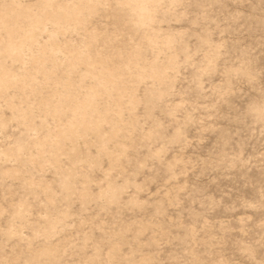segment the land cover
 I'll list each match as a JSON object with an SVG mask.
<instances>
[{
    "label": "rangeland",
    "instance_id": "374dc122",
    "mask_svg": "<svg viewBox=\"0 0 264 264\" xmlns=\"http://www.w3.org/2000/svg\"><path fill=\"white\" fill-rule=\"evenodd\" d=\"M45 2L0 0L8 27L42 20L12 53L0 25V264L264 258V0H152L151 23ZM105 67L119 80L68 129Z\"/></svg>",
    "mask_w": 264,
    "mask_h": 264
},
{
    "label": "bare ground",
    "instance_id": "6f19581e",
    "mask_svg": "<svg viewBox=\"0 0 264 264\" xmlns=\"http://www.w3.org/2000/svg\"><path fill=\"white\" fill-rule=\"evenodd\" d=\"M86 1V0H85ZM121 1V0H120ZM134 2L133 3H143V4H147V2L148 1H152V0H133ZM155 1V0H154ZM160 1V0H159ZM50 2H52V0H46V2L45 3H50ZM90 2H91V0H90ZM96 2V1H95ZM127 2V1H126ZM128 2H130V1H128ZM66 3V2H65ZM79 3V2H78ZM81 3H82V1H81ZM132 3V2H131ZM158 3V2H157ZM89 4V3H88ZM87 4V5H88ZM100 4V3H99ZM151 4H152V2H151ZM14 5V4H13ZM92 5V4H91ZM67 6V5H66ZM86 6V5H85ZM93 6V5H92ZM104 6V5H103ZM12 7H14V6H12ZM89 7V6H88ZM87 7V8H88ZM11 8V7H10ZM58 8V7H57ZM69 8V7H68ZM7 9H9V8H7ZM67 9V8H66ZM5 10H6V8H5ZM4 9H3V12L5 11ZM60 10V9H59ZM83 11V10H82ZM88 11V10H87ZM136 12L137 13H135L136 15H138V17L142 20V21H149L150 22V20L152 21V16H151V12L149 11V10H140V9H137L136 10ZM10 13V12H9ZM11 13H16L17 15H21L23 12H17L15 9H12V11H11ZM64 13V12H63ZM4 15H6V14H2V16L0 15V25L1 26H3L4 27V29L7 31V34H8V43H7V46H6V51L9 53V52H18L20 49H21V47H22V45L24 44V42L26 41V40H28V39H31L32 37H33V32H34V30L36 29V28H39V26H40V24H41V22H42V20H40V19H38L37 18V20H35L33 23L31 22V23H29L27 26H26V29H22L21 27H16V26H12V27H8V26H6V21H7V18H8V15L7 16H4ZM128 15H130V13H128ZM66 16V15H65ZM64 17V16H63ZM78 18V17H77ZM79 19V18H78ZM137 19V18H136ZM80 20V19H79ZM79 20H78V23H80L79 22ZM138 21V20H137ZM47 22V21H46ZM10 23V22H9ZM151 23V22H150ZM50 24V23H49ZM81 24V23H80ZM63 25V24H62ZM52 26V25H51ZM60 26H61V24H60ZM59 26V27H60ZM20 31H23L24 32V35L22 36L23 38H20L19 40H15L14 39V33H16V32H20ZM145 32V31H144ZM92 39V38H91ZM90 40V39H89ZM29 43V42H28ZM68 44V43H67ZM87 45H88V43H87ZM86 45V46H87ZM170 45V44H169ZM137 49V48H136ZM25 50V49H24ZM27 50V49H26ZM74 50V49H73ZM78 51V50H77ZM40 52V51H39ZM53 52V51H52ZM77 53V52H76ZM83 53V52H82ZM101 53V52H100ZM99 53V54H100ZM14 54V53H13ZM17 54V53H16ZM137 54V53H136ZM8 55H10V54H8ZM75 55H78V54H75ZM81 54H79V56H80ZM106 55V54H105ZM104 55V56H105ZM126 55V54H125ZM12 56V55H11ZM15 56V55H14ZM83 56V55H82ZM101 56V55H100ZM103 56V55H102ZM133 56H134V54H133ZM31 57V56H30ZM126 57V56H125ZM137 57V56H136ZM135 57V58H136ZM8 58V57H7ZM33 58H35V57H33ZM10 59V58H9ZM104 59V58H103ZM37 60V59H36ZM41 60V59H40ZM39 60V61H40ZM74 60V59H73ZM83 60V59H82ZM102 60V59H101ZM175 60V59H174ZM42 61V60H41ZM126 61H127V59H126ZM135 61V60H134ZM18 62H20V61H18ZM31 62H33V61H31ZM75 62V61H74ZM90 63V62H89ZM88 63V64H89ZM102 63V62H101ZM128 63H130V61H128ZM2 64V63H1ZM33 64V63H32ZM86 64V63H85ZM101 65V64H100ZM107 65V64H106ZM136 65V64H135ZM31 66V65H30ZM70 66H71V64H70ZM91 66V65H90ZM88 67V68H91V67ZM98 66V65H97ZM86 67H87V65H86ZM101 67V66H100ZM137 67V66H136ZM142 67V66H141ZM33 68V67H32ZM95 68V67H94ZM126 68L127 69H130V67L127 65L126 66ZM133 69V68H132ZM86 70V69H85ZM89 71V70H88ZM92 71H93V69H92ZM91 71V72H92ZM96 71V70H95ZM91 72L89 71L88 73L89 74H91ZM98 72V74L97 75H94V78L97 80L96 82H97V86L95 85V89L92 91V92H90L88 95H87V97H86V100H84L83 101V103H80V104H74V105H70L69 103L67 104V106L70 108V110H71V112H72V116H73V122H68L69 124H68V126H67V128L68 129H70V130H72L73 129V127L75 128V129H77L76 127L77 126H82L83 124H84V116H85V110H86V108L87 107H91L92 106V104H93V101H94V99H95V97H96V91H97V89L98 88H103V89H105L106 90V88H107V86L108 85H115L116 83H117V81L119 80V78H118V76L112 71V70H109V69H106V67H105V69H102L101 68V70H99V71H97ZM139 72V71H138ZM146 73V71H145V69L144 68H141L140 69V72L139 73H137V76H141L142 74H145ZM148 73H150L151 75H154V76H156V77H158V78H160V77H162V75H163V69H161V68H159V67H157V66H152V67H150V69H149V71H148ZM93 74V73H92ZM96 74V73H95ZM86 75H88V74H86ZM127 75V74H126ZM146 75V74H145ZM20 76V75H19ZM32 76V75H31ZM92 76V75H91ZM90 76V77H91ZM24 77V76H23ZM143 78H144V76H142ZM146 77H147V75H146ZM149 77V76H148ZM6 78H7V74L6 73H4L3 71H0V87H3L5 84H6ZM21 79V78H20ZM142 79V78H141ZM43 80H45V79H43ZM94 80V79H93ZM46 81V80H45ZM90 81V80H89ZM69 84V83H68ZM76 84V83H75ZM54 85H56V83L54 84ZM77 85V84H76ZM11 86H13V85H11ZM22 86V85H21ZM23 86H25V85H23ZM57 86V85H56ZM12 88V87H11ZM89 88V87H88ZM87 89V88H86ZM56 90V89H55ZM88 90V89H87ZM7 91V90H6ZM78 95V94H77ZM126 95V90L125 89H122V92H120V97H122V96H125ZM67 96V95H66ZM65 96V97H66ZM127 96H128V94H127ZM64 97V96H63ZM85 97V96H84ZM60 98H61V95H60ZM73 98V97H72ZM127 98V97H126ZM66 99V98H65ZM45 100V99H44ZM130 100V99H129ZM133 100V99H132ZM77 101V100H76ZM27 102V101H26ZM71 103V102H70ZM77 103V102H76ZM120 103V102H119ZM122 104H123V102H122ZM125 105V104H124ZM66 107V106H65ZM68 108V109H69ZM128 109V108H127ZM24 110V109H23ZM88 110H90V109H88ZM65 111V110H64ZM44 112V111H43ZM51 112V111H50ZM58 112H59V110H57L56 109V114H58ZM109 112V111H108ZM107 112V113H108ZM52 113H53V111H52ZM65 113V112H64ZM114 113V112H113ZM61 114V113H60ZM50 115V114H49ZM96 116V115H95ZM58 117H60L59 115H58ZM24 118V117H23ZM105 121H106V118L104 119ZM109 121H110V119H109ZM100 123V122H99ZM45 126V125H44ZM96 126V125H95ZM1 127V126H0ZM84 127V126H83ZM85 128V127H84ZM122 129V128H121ZM120 129V130H121ZM115 130V129H114ZM116 131V130H115ZM56 132V131H55ZM121 132V131H120ZM54 134V133H53ZM113 134V133H112ZM115 134V133H114ZM57 135L59 136V137H63L64 135H65V127H62V126H60L59 127V129H58V131H57ZM103 136V135H102ZM101 136V137H102ZM115 136H116V134H115ZM59 143V142H58ZM57 143V144H58ZM106 143V142H105ZM21 146V145H20ZM19 149V148H18ZM19 151V150H18ZM57 151H58V149H57ZM102 151H105V150H102ZM105 153V152H104ZM40 156V155H39ZM33 162V161H32ZM8 170V169H7ZM11 170V169H10ZM12 172V171H11ZM17 212V211H16ZM18 214H19V212H17ZM49 223H51V221L49 222ZM54 225H55V223H54ZM50 228V227H49ZM48 228V229H49ZM47 229V228H46ZM105 256V255H104Z\"/></svg>",
    "mask_w": 264,
    "mask_h": 264
},
{
    "label": "snow or ice",
    "instance_id": "6c2138e0",
    "mask_svg": "<svg viewBox=\"0 0 264 264\" xmlns=\"http://www.w3.org/2000/svg\"><path fill=\"white\" fill-rule=\"evenodd\" d=\"M17 7H22V5H16ZM41 7H56L55 4H48L45 3L43 5H40ZM105 7H108L109 5L105 4ZM116 7H123L126 8L128 6V4L123 3L122 0L121 2H118L116 5ZM148 7H153V5H149L147 4ZM257 109V104L256 102H250L248 104V112H254ZM259 112H260V116H261V121L264 122V70H262V76H261V87H260V96H259ZM261 207L262 210H264V190H262V203H261ZM262 227H264V224H262ZM70 264H72V262H70ZM92 264H97V262H92ZM98 264H152L151 261H142V262H136V261H132V260H120V261H111V262H107V261H100L98 262ZM173 264H201L200 261L197 260H192V261H174ZM214 264H232L231 261H224V260H219V261H215ZM248 264H264V258H262L259 262H248Z\"/></svg>",
    "mask_w": 264,
    "mask_h": 264
},
{
    "label": "clouds",
    "instance_id": "9594fccd",
    "mask_svg": "<svg viewBox=\"0 0 264 264\" xmlns=\"http://www.w3.org/2000/svg\"><path fill=\"white\" fill-rule=\"evenodd\" d=\"M126 8H130L133 10H149L150 7L147 6V4H143V3H129L128 6Z\"/></svg>",
    "mask_w": 264,
    "mask_h": 264
}]
</instances>
